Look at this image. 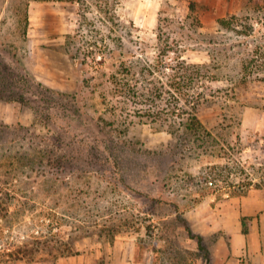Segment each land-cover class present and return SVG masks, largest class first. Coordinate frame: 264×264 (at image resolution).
Segmentation results:
<instances>
[{
    "label": "rangeland",
    "instance_id": "374dc122",
    "mask_svg": "<svg viewBox=\"0 0 264 264\" xmlns=\"http://www.w3.org/2000/svg\"><path fill=\"white\" fill-rule=\"evenodd\" d=\"M0 97V264H217L264 218V0H0Z\"/></svg>",
    "mask_w": 264,
    "mask_h": 264
},
{
    "label": "crops",
    "instance_id": "0c3cea01",
    "mask_svg": "<svg viewBox=\"0 0 264 264\" xmlns=\"http://www.w3.org/2000/svg\"><path fill=\"white\" fill-rule=\"evenodd\" d=\"M250 200L249 198L242 197V198H234L232 201L229 202V208L231 207L232 213L231 215L233 216V221L231 220H225L222 221L220 224V229L224 230L225 233L230 234V240L232 242L231 246L227 247L226 250V257L221 258L220 255H218L217 258V264H236V258L242 256L246 250V246H250L251 251H260L262 250V253L260 252L259 258H260V264H264V253H263V244L259 240V221L264 223V218L263 216L259 218H254L253 222L254 224V233L251 232H244V227H243V222L242 218L243 216H253L252 213L249 212V209L247 206H250ZM235 201V202H234ZM232 202L236 204L238 202V208L236 206H231ZM230 209H228V212H231ZM264 210V203H262V207L259 209V213ZM224 211V216L227 212V209H223ZM258 220V222H257ZM215 224V222H214ZM253 248H251V246ZM113 256H110L108 258V262H112ZM56 264H92V259L88 258L85 254L82 255H76V256H69V257H62L60 258ZM124 264V263H122ZM128 264H175L170 262L169 260H166L164 257V252L161 250L159 252H154V250L149 249V251L146 253V258L143 261H137L134 259V256H130V262Z\"/></svg>",
    "mask_w": 264,
    "mask_h": 264
},
{
    "label": "trees",
    "instance_id": "16d2710c",
    "mask_svg": "<svg viewBox=\"0 0 264 264\" xmlns=\"http://www.w3.org/2000/svg\"><path fill=\"white\" fill-rule=\"evenodd\" d=\"M0 98H2L3 99V97H0ZM24 98V96L23 97H20V98H15V99H11V100H14V101H17V102H23V99ZM200 122H199V120H198V118L196 117V115L193 117V121H192V123H191V125H190V127H188V128H190L191 129V126L192 127H195L196 126V124L198 125ZM199 126V125H198ZM247 219H253L252 217H244L243 218V221H245V220H247ZM242 221V222H243ZM243 226H245L244 225V223H243ZM244 232H246V233H248L249 231H247L246 229H244ZM201 237H199L198 238V241L200 242L201 241ZM24 253H25V251H24ZM17 258V257H16ZM18 259H20V257L18 258Z\"/></svg>",
    "mask_w": 264,
    "mask_h": 264
}]
</instances>
